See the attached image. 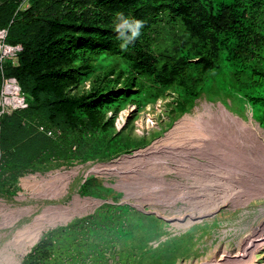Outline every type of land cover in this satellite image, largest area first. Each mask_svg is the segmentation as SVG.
<instances>
[{
  "label": "trees",
  "instance_id": "obj_1",
  "mask_svg": "<svg viewBox=\"0 0 264 264\" xmlns=\"http://www.w3.org/2000/svg\"><path fill=\"white\" fill-rule=\"evenodd\" d=\"M117 13L144 21L141 36L127 48L114 31ZM0 30H7L12 52L0 70V88L3 79H14L25 98L22 109L0 122L11 184L53 160L100 162L142 148L146 143L120 137L116 117L168 93L176 95L170 112L175 120L204 93L223 94L242 110L250 108L253 117H263L256 122L264 130V0H0ZM92 181L98 182L91 177L82 184V195L105 199L103 191L114 192L105 186L91 191ZM119 207L59 233L102 217L106 225L96 239L113 242L115 249L122 236L118 231L115 238L109 224L117 216L125 226L127 218ZM48 237L31 257L35 264H50L48 259L64 251V238ZM94 242L87 251L68 247L56 263L85 261L99 247ZM134 255L126 253V264Z\"/></svg>",
  "mask_w": 264,
  "mask_h": 264
},
{
  "label": "rangeland",
  "instance_id": "obj_2",
  "mask_svg": "<svg viewBox=\"0 0 264 264\" xmlns=\"http://www.w3.org/2000/svg\"><path fill=\"white\" fill-rule=\"evenodd\" d=\"M26 7H28V4L26 5ZM88 87L89 84H87V88ZM175 97L176 95L168 93L164 98L159 99L155 104H150L140 110H137L132 106H128L124 111L117 115L115 125L117 132H121L120 137L125 138L127 135V138L135 142L141 141L142 143L146 144L142 148L132 150L128 153L116 155L104 161L70 163L68 161L64 162L63 160H53L50 164L44 166V168H41L34 173L29 172L25 175L23 174L18 178L15 184H11L8 182V180H6V178H8L11 173L6 171L8 164L6 162V158H4L3 156L4 152L0 149V206L1 204H4L6 206L0 207V222H3L4 219L8 217V215H11V211L15 209L30 206L35 208V213L32 216H22L21 218H19L15 225L0 228V251L5 248V245L10 240L14 239V236L19 231V229L21 230L24 226L30 224L33 221L34 216L42 212V210L46 206L52 204L65 205L69 203L76 194H79V196L84 199L89 197L87 195H82L80 190L82 184H84L91 177H94L98 180V182L92 181V186L90 188L88 186L89 190L91 191H94L91 189L92 187L95 190H99L98 186H100V189L101 186L106 187L107 185L111 184L115 186L118 184L119 180H124L122 178H119L118 176L101 177L96 176L95 174L86 176L87 172L96 164L113 162L115 160H118L122 156L134 155V153L142 149H147L156 141L165 137L167 133H170L176 127L177 123L180 122L184 117L195 116L198 110L203 111L204 105H209L216 110L221 106H223L224 108L226 107L225 109L233 116L240 118L247 123L252 122L254 126L258 125L261 130L260 133L262 134H257L258 139L260 138L262 142H264V130L260 127L259 123L256 122V120L262 121L263 117H261L259 114H256L255 117H253L250 108H245L244 110H242V107L240 106L241 104L238 100L237 101L239 103L231 97H225L223 94L216 97L212 95L210 96V94L208 93H204L203 96L196 101L195 106L189 113H186L182 117L175 120L173 115H171L170 113ZM151 119L152 121H154L152 124L149 123V120ZM50 134L51 133L48 132V135ZM254 143L256 144V142ZM236 155L238 156L235 159H240L241 163L238 162V167L233 168L232 173L236 172L237 174H239L237 176V179L242 180V182L244 181L241 186L251 190L252 188L256 187L254 185H259L261 183L263 184L261 186L263 188L264 160L260 159L261 161H256V159L254 160V156L251 158V156L247 155L246 153H236ZM201 161L203 162V159H201ZM74 169H79V174L72 180L70 187L67 190V194L60 200H37L34 198L17 200L20 193L24 192V188L21 185V181L23 178L37 174L47 176L50 173ZM217 169L220 170L219 167ZM221 169L223 171L222 165ZM157 176L158 175L153 174V177L148 178V181L145 182L146 185H144L143 187L142 185L140 186L142 187V191H140L141 189H138L137 192L136 188L138 186L135 185L136 183L127 184L126 187L121 189L116 188V190L114 189L113 193L109 194L103 191L102 194H104L106 198L101 200H105L106 202H101L100 205L97 206L93 211H89L87 214H84L81 217H75L74 219L67 222L66 225H59L44 232L39 242L32 248L30 253L22 259L21 264H35L36 259H31V257L34 255V251L43 241L47 240L48 236V238L53 239L55 234H58V236L60 237L59 240H62L63 238L65 239L63 242H61L60 245L62 246L61 250L64 251L67 250L68 247H71V249H78L79 251H87L92 241H95L94 244H98L99 247L96 249H91L88 253L90 254L88 258L85 261H80L79 264H100V262H103L102 264H106V262L107 264H126V253L130 254V256L132 255V253L135 254L130 259V264H166V261L168 264H173L175 261L176 264H207L222 260L226 255L225 254L222 257L225 252L231 253L233 255L238 254L242 247H245V243L248 241L247 239L249 238V236H252L254 234L255 228L264 225L263 193V196L253 198L249 203L245 205L235 208L231 204L221 206L218 210H214L213 214L205 216L199 221L197 220L194 224L190 225L187 228H176L175 226H173V221L171 220V218L174 219L180 218L185 215H190L193 210L187 201L184 202L182 200H179L176 205L168 206L164 202H159L158 200H156V190L154 189L156 186L153 182L160 180V178ZM161 176H163L161 178L166 180L165 185H170V182L168 181L171 179L181 181L185 184L187 183V185L191 186L193 184L197 185L193 180L199 181L200 183H202L203 181L207 182L210 175H195L196 177L193 178L192 176L183 177L178 176V174L174 172H166ZM231 176L233 175L231 174ZM213 182L214 181H211V184L207 182L204 185L205 187L203 186L204 189L202 188L203 191H201L198 196V201H200L201 203L205 202V204H208L210 207L214 206L212 204L210 205V202H218L219 200L217 197L218 195H220L214 185L216 184V182ZM148 184L149 186L152 184L154 185L150 186L149 189H146ZM252 184L254 185L252 186ZM143 188H145L146 190H143ZM207 191L209 193H207ZM194 195H196V193L191 194L190 196ZM158 198L159 197H157V199ZM141 203L142 205H144V209L137 206ZM105 204L115 206L113 207L114 210L117 209V206H120L119 209L121 213L127 216V218L125 219V226L123 225V220H119L117 216L114 217L113 223L109 224L113 225L111 226V229L114 231V233H116L114 234V236H116L115 238L120 235L122 236L120 238L121 240L119 239L117 241L120 247L116 244L117 248L113 249V246L111 244L113 242H109V244H111L109 245L108 241L105 239H96L98 237H101V235L98 236L99 234L95 232H104L103 230H101V227L102 225H106V222H101L102 217H95L96 219L91 220L89 219L90 223H84L83 225L81 223L82 226H78L77 229H72L70 233L64 232L62 235L61 233H59V231L61 230L60 228L68 227L69 229L77 220H87L90 216H94L95 214H102V211L103 213H106L108 211H111L112 213L115 212L113 208H110L112 206L107 205L104 207ZM123 205L130 206L131 209L133 208L135 210V212L131 213V209L129 210L127 207L122 208ZM138 209L146 210L150 212V214H145ZM101 216H103V214ZM109 230L110 229L108 228L107 231L109 232ZM123 230L126 231L125 234L122 232ZM118 231L121 232L120 235L118 234ZM98 241L101 242L98 243ZM112 241L114 240L112 239ZM64 251L59 250L58 252H56L55 256L52 257L53 259H48V261L50 260L49 263L57 264V260L64 257ZM100 252H103L104 254V261H101V259L99 258ZM256 257L258 259V264H264V248L259 250ZM0 260L3 261L1 254ZM42 264H47V262L45 261Z\"/></svg>",
  "mask_w": 264,
  "mask_h": 264
},
{
  "label": "bare ground",
  "instance_id": "obj_3",
  "mask_svg": "<svg viewBox=\"0 0 264 264\" xmlns=\"http://www.w3.org/2000/svg\"><path fill=\"white\" fill-rule=\"evenodd\" d=\"M225 108L221 106L216 110L209 105H204L203 111L198 110L195 116L184 117L170 133H167L152 146L142 149L134 155L122 156L113 162L96 164L87 172L86 176L90 174L101 177L118 176L124 180H119L115 185L116 188L121 189L127 184L136 183L138 192V189L146 185L145 182L148 181V178L153 177V174L158 175L160 180L153 182L156 186L154 188L156 200L164 202L168 206L176 205L179 200L187 201L193 210L190 215L171 218L173 226L176 228H187L197 220L213 214V211L218 210L221 206L231 204L235 208L245 205L253 198L263 196L264 187H261L263 185L261 183V185L252 184L256 187L251 190L241 186L244 181L237 179L239 174L232 173L233 168L238 167V162L241 163L240 159H235L238 156L236 153H246L251 158L254 156L256 161L264 160L262 158L264 157V142L260 138L258 139L257 134H261L258 125L254 126L252 122L247 123L233 116ZM217 166L220 170L217 169ZM166 172L193 178L199 175H210L207 182L210 184L211 181L216 182L214 185L220 194L217 197L219 201L210 202V205H214L213 207L198 201V196L207 183L204 181L200 183L193 180L197 185L189 186L187 183L170 179L171 181H168L170 185H165L166 180L161 178L163 177L161 175ZM78 174L79 169H74L50 173L47 176L40 174L27 176L21 181L24 192L20 193L17 200L29 198L60 200L67 194L72 180ZM141 185L142 187H140ZM150 186L148 184L146 189H149ZM146 189L143 188V190ZM195 193L196 195L190 196ZM207 193L209 192L207 191ZM157 197L159 198L157 199ZM100 203V201L90 198H81L79 194H76L65 205L46 206L42 212L34 216L30 224L19 229L14 239L10 240L0 251L3 258V261L0 260V264H21L22 259L39 242L44 232L93 211ZM1 206L5 205L1 204ZM137 206L144 209L142 203ZM34 213L35 208L31 206L15 209L3 222H0V228L13 226L22 216H32ZM247 240L245 247H242L238 254L233 255L225 252L222 257L226 255L222 260L207 264H258L256 255L259 250L264 248V225L256 227L254 234Z\"/></svg>",
  "mask_w": 264,
  "mask_h": 264
},
{
  "label": "built area",
  "instance_id": "obj_4",
  "mask_svg": "<svg viewBox=\"0 0 264 264\" xmlns=\"http://www.w3.org/2000/svg\"><path fill=\"white\" fill-rule=\"evenodd\" d=\"M7 30H0V70L12 57L11 49L6 45ZM25 98L21 95V89L14 79H3L0 88V122L6 115L24 107ZM134 107V106H132ZM135 108V107H134ZM149 123L154 121L149 120ZM1 130V126H0Z\"/></svg>",
  "mask_w": 264,
  "mask_h": 264
},
{
  "label": "clouds",
  "instance_id": "obj_5",
  "mask_svg": "<svg viewBox=\"0 0 264 264\" xmlns=\"http://www.w3.org/2000/svg\"><path fill=\"white\" fill-rule=\"evenodd\" d=\"M143 26V20L126 16L124 13H117L114 19V31L117 33L120 47L127 48L139 38Z\"/></svg>",
  "mask_w": 264,
  "mask_h": 264
},
{
  "label": "water",
  "instance_id": "obj_6",
  "mask_svg": "<svg viewBox=\"0 0 264 264\" xmlns=\"http://www.w3.org/2000/svg\"><path fill=\"white\" fill-rule=\"evenodd\" d=\"M106 187H109V188H112V189H115L116 190V187L111 184V185H107ZM87 198H90V199H93V200H96V201H100L102 203L106 202L105 200H101V199H98V198H93V197H87ZM140 210L141 212L145 213V214H150V212L146 211V210H141V209H138ZM67 224V223H66ZM65 224V225H66Z\"/></svg>",
  "mask_w": 264,
  "mask_h": 264
}]
</instances>
